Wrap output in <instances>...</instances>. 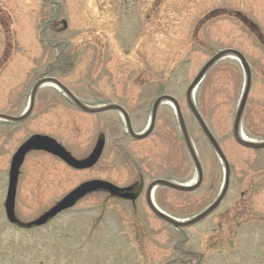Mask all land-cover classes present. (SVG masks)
I'll use <instances>...</instances> for the list:
<instances>
[{
  "label": "rangeland",
  "instance_id": "1",
  "mask_svg": "<svg viewBox=\"0 0 264 264\" xmlns=\"http://www.w3.org/2000/svg\"><path fill=\"white\" fill-rule=\"evenodd\" d=\"M224 49L239 51L251 72L242 135L264 141V0H0V113L20 115L43 73L80 101L119 103L137 132L148 124L144 108L160 95L174 97L203 181L190 193L158 188L153 201L184 221L207 207L222 186V165L190 115L184 93L202 65ZM243 82L237 60L225 58L194 91L197 109L229 163L230 178L220 206L182 232L152 215L144 202L134 214L129 204L105 203L100 194L84 197L40 227L8 223L4 197L10 161L34 134L53 138L76 157L103 134L108 150L88 171H68L42 151L27 153L14 191L13 210L21 222L42 215L66 189L92 176L103 178L106 156L118 163L116 144L136 158L145 182L164 175L170 145L173 179L184 184L195 179L170 106L158 108L155 130L146 140L114 142L124 131L112 113L73 110L56 88L40 87L26 120L0 121V264H264V149L241 147L231 133ZM154 146L164 153L163 162L151 159ZM182 162L189 164L185 176ZM120 173L112 167L108 177L122 182Z\"/></svg>",
  "mask_w": 264,
  "mask_h": 264
},
{
  "label": "water",
  "instance_id": "2",
  "mask_svg": "<svg viewBox=\"0 0 264 264\" xmlns=\"http://www.w3.org/2000/svg\"><path fill=\"white\" fill-rule=\"evenodd\" d=\"M227 57L235 58L238 61L242 69L243 76H244L242 92L239 97L238 104H237V107H236V110L233 116V121H232V137L234 141L242 147L250 148V149H263L264 148V141H250V140L245 139L241 134V128H240L241 117L244 111L248 91L250 88V82H251L249 66L247 62L245 61L244 57L242 56V54L236 50L224 49L221 51H217L212 57H210L204 63V65L199 69L195 77L192 79V81L187 86L185 90V102L198 128L200 129L207 143L210 145V147L212 148V150L214 151V153L216 154V156L218 157V159L220 160L222 164L223 171H224L222 189L220 193L218 194L217 198L206 209H204L199 214L185 221H179V220H176L174 218H171L161 213L155 208L151 200H148V206L150 210L155 215H157L160 219H162L163 221H165L167 224L171 225L175 229H181L183 227L191 226L201 221L202 219H204L207 215H209L210 212H212L222 200L226 192L227 186H228V181H229L228 163L218 143L214 139L213 135L211 134L205 122L203 121L202 117L200 116L199 112L197 111L194 105V100H193V93L195 91V88L197 87L199 82L202 80L204 75L207 73V71L218 61H220L221 59L227 58ZM45 84H49V85L56 87L69 101H72L74 105H76L78 108H80L81 110L85 112L96 113V112H102V111L113 109V108L119 109V107L116 105H106V106L98 107V108L86 107L82 103H80L79 100L57 79L51 78V77H42V78H38L35 81L34 85L32 86L30 90L29 100H28L29 105H28L27 110L21 116H18V117H11L8 115L0 114V120L4 122H11V123H19V122L24 121L31 112L33 101H34L37 90ZM162 102H168L174 108V113L176 116V121H177L181 139L183 141V144L190 156V159L196 171V182L192 186H181V185H176V184L166 182L163 180H156L152 182L149 186L152 187L155 185L156 186L163 185V186L171 187V188H174L180 191H192L201 182V179H202L201 165H200V161L198 159L197 153L195 151L194 145L189 136V133L185 127L179 105L177 101L175 100V98L169 95H160L156 97L151 107L148 128L140 135H134L129 127L127 128V131L135 139H142L146 137L152 130L156 108ZM101 146H102L101 140L99 139L93 152L89 155L88 158L82 161H76L67 152H65L63 148L55 142V140L47 136H42V135H32L31 137H29L25 142H23L18 147V149L16 150V152L14 153L11 159L10 169H9L8 189H7V194H6V198L4 201V209H5V214H6L8 221L11 223H16V224L25 226V227H30L33 225L38 226V225L45 223L47 219L54 216L60 210H63V209H66L72 206L78 198H80L86 193L99 189V190H108L111 195H117V196L120 195L119 193L123 189H118L111 185L109 186V184H106L101 181H90V182L81 184L78 188L73 190L65 198L57 202L51 209H49L47 212H45L43 215H41L40 217H38L36 220L32 222L23 224V223H19L17 219L15 218L14 211H13V204H14V191H15L16 178H17L19 166L21 165L23 161L24 155L28 151L42 150V151L51 153L53 155L60 156L66 163H68L71 166H74L77 168H83V167L90 166L97 160V158L99 157L100 151H101Z\"/></svg>",
  "mask_w": 264,
  "mask_h": 264
},
{
  "label": "flooded vegetation",
  "instance_id": "3",
  "mask_svg": "<svg viewBox=\"0 0 264 264\" xmlns=\"http://www.w3.org/2000/svg\"><path fill=\"white\" fill-rule=\"evenodd\" d=\"M66 102L69 104L70 108L71 107L73 108V110H78L80 112H83L82 110L78 109L73 104H71L70 101H66ZM80 102H82L85 105H93V104L86 103L84 101H80ZM105 104H115V105L120 106L121 109L125 112V114L127 116V122H125V115L123 113H121L120 111H118V110L106 111V112L112 113L113 116H115L121 122L120 125H121V128H122V130L124 132H123L122 136H120V137L117 136L118 139L116 137V140H114V142H117L118 140H120L118 142H121V141H125L127 139H129L131 141H144L150 135H152V133L155 130V121L157 119L158 108L160 106H162V105H165L166 103L160 104L157 107L155 121H154V124H153V129H152L151 133L149 134V136H147L146 138L141 139V140H135L132 136H129L127 134V127H129L133 131L134 134H138V133L140 134L143 130H145L146 126H144V128H142V129H140L138 132L135 131V129L133 127V124H132V121H131V116L128 114L127 110L124 107H122L119 103H117L115 101L102 102L100 104L95 103L94 105L101 106V105H105ZM151 104L152 103H150V105L147 107V109L144 108L143 111H142V112L146 111L145 113H148V116H149ZM166 105L170 106L169 104H166ZM33 109H34V105H33ZM33 109H32V111H33ZM83 113H85V112H83ZM101 113H103V112H101ZM101 113H97V114H101ZM86 114H91V113H86ZM113 127H115V126H113ZM98 139H100L101 143H102V150H101V154H100V157H101V155L108 150V146H107V139L108 138L105 135H103V134H99L97 139H96V141ZM95 142L93 143V145L91 144V146L89 147L88 151L84 155H82L80 157H76L73 154L72 149L64 147L60 142H58V143L61 146H63L65 151H67L72 157H74L77 160H83V159H85V158H87L89 156L90 152L92 151V148L95 145ZM117 146H119V147H117ZM123 146L122 145H118V144H116V146H114L118 150L117 151V155L118 156L116 157V159H118V163H115V164L113 163L114 161L112 159L114 157H112L111 155H107L106 156L105 161H104V168H103V170L105 172V176L103 178H97V177L92 176V177H90L88 179H85V181H104L106 183L112 184V185H114V186H116L118 188L125 189V190L122 191V193L118 197L117 196H111V194L108 192V190H104V191L96 190V191H93V192H91L89 194L84 195L76 203L81 201L84 197H89V196H92V195H95V194H100L102 196L103 200L105 201V203L109 202L110 200H114V201H119V202H121L123 204H126V203L129 204L130 206L129 205L128 206L130 207V212L135 214V213H137L136 207H137V203L138 202H142V203L144 202V207L147 208V206H146V197H147L146 190H147V186L149 185V183L151 181L156 180V179H163V180H166V181H169V182H173V183H177V184H184V183H180L178 180L176 181V180L173 179V170H174V168H173L174 167V164H173V161H174L173 158L174 157H173V155H174V151H173V148H172L171 145L168 147L167 151H164L165 152V157H164L165 158V164H164V167H163L164 168V172H165L164 175L155 176L153 179H150V180H148L146 182H145L144 176L141 173V168L138 169V167H139L138 163L134 161L136 158L134 156H132L131 153L128 152V150L126 148H124ZM152 149H153V152H154V154L152 155V158H151L153 160V162L154 163L157 162L158 159H161V162H163L164 158H162V157L164 156V153L163 152H158L157 151L158 149H156L155 146ZM53 157L56 158V160L58 161L59 165H63L68 171H88V170L93 169V167L97 163L96 162L94 165H92L90 167L77 169V168H73V167H70L69 165H67L65 162H63V160L60 157H57V156H53ZM178 158H181V157L178 156ZM136 164H137V166H136ZM180 166H181L180 167L181 168V175L185 176L186 174H188V171H189L188 162H182ZM112 167H116L117 169H119V172H121L120 173L121 180H123L122 182H119L120 180L117 181L115 179L113 180V179H110L108 177L109 170ZM85 181H81L80 183H78L77 185H75L71 189H66L64 191V193L61 194V196L58 199L61 200L69 192H71L74 188H76L78 185H80L81 183H83ZM158 188L159 189H167V190H170V191L174 190L172 188H167V187H156L155 189H153L151 191V198H153L155 190L158 189ZM174 191H176V190H174ZM177 192H181V191H177ZM181 193H190V192H181ZM75 204L71 208L59 212L58 214H56V216L66 212V211H68L70 209H72L75 206ZM56 216H54V217H56ZM180 250L182 252L186 253L187 255L191 254V252L188 251V250H185V249H180ZM188 264H190V263H188Z\"/></svg>",
  "mask_w": 264,
  "mask_h": 264
}]
</instances>
